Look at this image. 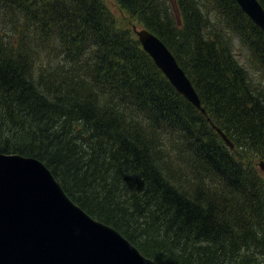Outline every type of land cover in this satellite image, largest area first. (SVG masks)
<instances>
[{
  "label": "trees",
  "instance_id": "trees-1",
  "mask_svg": "<svg viewBox=\"0 0 264 264\" xmlns=\"http://www.w3.org/2000/svg\"><path fill=\"white\" fill-rule=\"evenodd\" d=\"M116 1L170 49L207 115L103 0H0L18 31L0 28V152L41 160L158 264H264V32L235 0Z\"/></svg>",
  "mask_w": 264,
  "mask_h": 264
},
{
  "label": "water",
  "instance_id": "water-1",
  "mask_svg": "<svg viewBox=\"0 0 264 264\" xmlns=\"http://www.w3.org/2000/svg\"><path fill=\"white\" fill-rule=\"evenodd\" d=\"M264 31L258 0H235ZM143 49L177 91L204 115L185 71L159 37L137 31ZM223 141L225 133L213 124ZM264 173V161L259 164ZM0 264H158L117 229L88 214L39 159L0 152Z\"/></svg>",
  "mask_w": 264,
  "mask_h": 264
},
{
  "label": "rangeland",
  "instance_id": "rangeland-1",
  "mask_svg": "<svg viewBox=\"0 0 264 264\" xmlns=\"http://www.w3.org/2000/svg\"><path fill=\"white\" fill-rule=\"evenodd\" d=\"M104 1L106 5L109 7V9L111 10V12L114 14V16L117 18V22L119 26L130 29L132 33V37L136 39L138 43H140L139 37L137 35V31L146 29L144 25L141 24L135 17L131 18L124 10H122L116 0H104ZM0 28L9 32V34H11L12 36H16L18 33V31L14 29L13 24L10 23L8 21V18L5 16L0 18ZM236 47H237V52L240 54V58H239L240 61L247 67L251 68V72L254 76H256L255 78L256 80L261 81V77L263 74L262 72H259L258 66L253 62V60L251 59V56H249V53L243 50L239 45H237ZM257 167L260 169L259 165Z\"/></svg>",
  "mask_w": 264,
  "mask_h": 264
}]
</instances>
